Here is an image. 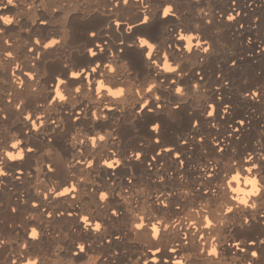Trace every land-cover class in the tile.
<instances>
[{
	"label": "bare ground",
	"instance_id": "obj_1",
	"mask_svg": "<svg viewBox=\"0 0 264 264\" xmlns=\"http://www.w3.org/2000/svg\"><path fill=\"white\" fill-rule=\"evenodd\" d=\"M237 2L240 8L237 7L236 12L243 9L245 15L242 14L236 22L231 23L220 15L227 10L230 0H157L151 9V22L142 25L135 19L134 7L117 12L107 0H44L43 4L41 0H13V5L7 8L4 7L7 0H0V16H9L15 20L11 25H4L0 21V28L5 30L0 33V58L3 56L2 49L7 47L3 43L5 40L9 41L14 56L18 57L11 63L4 60L0 64V110L9 116L6 123L0 122V149L6 147L14 155L23 150L25 157L23 160H7L3 157V150H0V157L6 161L3 171L7 173L0 175V240L7 244L6 248H0V264H9L10 260L20 264L17 256L26 251L30 253V258H38L39 264H91L96 257L103 258L105 254L107 258L103 259V264H142L143 260H148V264H157L147 253L149 248L155 251L154 245L161 249L165 245L175 247L179 254L168 255L172 260H184V264H246L244 255L238 251H222L221 258L217 260L206 252L199 251L200 248L210 251L211 241L205 243L197 239L193 243V238L189 236V242L181 244L177 235L178 231L191 233L196 229H200V234L205 239H209L210 234V230L200 228L198 222L201 215L208 214L201 205L207 208L209 202L197 199L195 202L188 201L185 205L183 197L190 189L181 187L180 179L199 189L204 187L203 173L218 170L220 180H213V187L229 180L233 188L239 186L247 191L251 185H246L245 180L251 179L256 173L246 171L250 165L246 154H262L260 144L264 138V96L256 99L250 94L246 95L245 90L256 92L264 89V55L261 54L264 52V0ZM32 3H35L34 7L27 6ZM168 3L178 9L175 17L171 14L169 18L163 16V8ZM250 4L251 6L245 7ZM121 16V26L116 27L115 21ZM258 16L261 17L259 22L256 19ZM210 18L214 20L211 25L206 23ZM40 19H47L48 23L40 24ZM127 22L134 25L133 30H129ZM110 24L112 27H109ZM239 24L244 27L240 28ZM182 29L188 31L182 33ZM92 31L97 33L95 43L105 49V52L97 53L100 59H95L87 52L88 48H93V38L89 35ZM38 33L41 35H37ZM178 34L194 37L193 53L185 51L183 56L176 57V61L184 67V72L172 74L164 71L163 67L155 66L149 69L147 57L141 54L139 40L151 38L150 43L171 52L165 46ZM36 39H41L42 43H50L52 39L59 40L60 46H56L54 50L40 51L39 46L34 45ZM105 40L107 44L101 43ZM204 41L207 43H203ZM187 43L188 41H184V44ZM209 46L207 53L200 50ZM26 47H35L36 57L31 53L22 55ZM93 51L96 49L93 48ZM234 58L235 65L232 62ZM94 59L95 64L101 65L99 71L106 72L111 77L105 81L108 87L101 89L96 95L85 87L87 81L72 82L70 94L55 79L59 76L60 80L72 81L70 73L81 68L90 69L95 66L92 64ZM169 61L171 63V57ZM117 62L124 65L127 71L113 74L103 66L110 64L116 68ZM17 63L20 68L16 67ZM64 65L68 66V76L63 74ZM171 66L175 67L176 64L171 63ZM30 68L36 80H26L25 86L21 88L19 81L25 80L22 72H29ZM195 74L204 76L205 83L198 90L181 98L178 102L182 107L176 112L168 95L169 81L165 77L176 79L179 83V78L183 76L185 84L181 86L186 89L189 83L195 82ZM86 75L87 73L81 72V76ZM145 78L151 79L161 89L154 91L152 98L160 96L168 104L167 108L150 113L143 112L142 109L134 110L137 102H143L141 95L148 98L147 94L135 93V89ZM90 79L96 84L104 77L93 73ZM218 79L223 84H218ZM76 87L81 88L80 93L74 91ZM108 88L112 91L125 88V95L115 99L108 93ZM50 89L53 91L50 92ZM57 90L69 97L67 102L46 104L45 98L55 95ZM205 102L217 105L219 115L215 119L208 117L206 113L201 115ZM17 104H21L24 116L34 112L33 118L41 117L46 120L47 114L62 125V130L52 132L49 127L37 132L31 129L30 121H25L16 109ZM24 104L29 107L25 108ZM224 105L231 109L230 113L224 112ZM89 109L101 119L97 121L83 115ZM108 109L112 111L109 112ZM170 110L176 112V115L171 116ZM73 112L82 114L83 119L79 122L68 121L67 118ZM197 116L201 117L200 125L193 128L191 124ZM154 120L161 124L158 133L152 130L151 123ZM240 120L245 121L242 126L238 124ZM238 126L241 128L238 139H233L228 132ZM100 135H105V141H99ZM201 135L209 143L200 144ZM90 136L97 137V142L101 145L99 150L91 148L88 140ZM157 136L160 137L163 148L172 150L171 156L155 143ZM217 138L220 139L221 146L226 148L223 154L212 151ZM182 139H188L189 143L185 146ZM17 140L22 143L12 149L11 144ZM79 140L84 141L83 146L77 143ZM85 146L88 151L83 150ZM28 148L34 149L32 154L27 152ZM253 149L256 151L253 152ZM135 152H141L143 161L127 159ZM176 152H180L184 166L176 163ZM154 155L157 160L152 161L154 167H150L148 161ZM46 157L57 161L55 175L46 172L49 162ZM91 157H95L97 162L90 171L86 164ZM106 159L109 163L122 160L117 166L119 170L109 169L104 164ZM225 171L229 173L227 176ZM237 171L239 182L230 180L231 175H235ZM110 172L114 173L111 178ZM162 174L169 180L166 186L159 182ZM174 177L177 179L173 180ZM128 179L132 180L131 186L126 183ZM73 186L75 190L65 195H56ZM112 188L116 189L118 195L111 203L97 201L98 193L95 190H108L111 194ZM169 189L181 198V208L173 209L170 206V209L158 211L161 205L157 197ZM220 191H227L229 197L241 195L222 187ZM45 194L47 199H44ZM247 199L251 204L254 198ZM154 200H157L155 204ZM239 202L237 199L229 206L233 207ZM164 203L169 201L164 200ZM32 204L38 205V209H33ZM12 208L17 211L12 213ZM113 208L122 210L118 221L109 218ZM49 212L52 213L51 216L48 215ZM69 212L71 215H68ZM175 212H179V215H175ZM244 212L256 215L252 209L239 205V211L233 218L234 225L224 234L229 245L239 243L243 246L251 239L264 240V219L257 217L251 221L250 226L241 228V216ZM83 216H88L93 221L91 227H83L85 222L80 219ZM141 217L144 219L141 220ZM149 217H154L153 224L160 229L159 239L151 235L154 230L148 223ZM168 217H171V222L165 230L157 221L167 222ZM97 220L102 224L101 233L93 230ZM135 223H142L146 227L134 229ZM172 224L176 227L173 228ZM34 227L41 239L34 241L32 248L26 250L23 248V244L27 242L26 232ZM229 234L231 239L228 238ZM211 235L216 233L212 232ZM117 236L119 240L115 239ZM75 244H85V253L81 254L80 259L73 255L79 251ZM89 247L91 251L88 250ZM256 247H260L259 243ZM95 264H101V261L95 260ZM257 264H264V250Z\"/></svg>",
	"mask_w": 264,
	"mask_h": 264
},
{
	"label": "snow or ice",
	"instance_id": "obj_2",
	"mask_svg": "<svg viewBox=\"0 0 264 264\" xmlns=\"http://www.w3.org/2000/svg\"><path fill=\"white\" fill-rule=\"evenodd\" d=\"M107 2L109 4H111L112 8H115L117 10V12H120L122 9L123 10H128L129 8L134 7L136 15H135V19L136 21H138L140 24L145 25L151 22V17L153 15L152 13V6L154 4H156L157 0H107ZM44 3V0H41V4ZM9 5H13V0H7V4L4 5L5 8H7ZM28 7H34L35 3L29 4L27 5ZM142 6V7H141ZM250 5H245V7H249ZM239 7L237 0H230V4L227 8V10H225L224 12H222L220 15L223 16L227 21L233 23L236 22L238 17H240L242 14L245 15V12H243V9H241L240 12H236V8ZM240 8V7H239ZM178 9H176L172 3H168L167 5L164 6L163 8V16L165 18H169L170 14L172 17L176 16V11ZM53 11H56V9H53ZM232 13H235L234 15ZM123 19V17L121 16L119 19H117L115 21V25L116 27H120L121 26V20ZM257 21L259 22L261 17L258 16ZM0 21L3 22L4 25H11L15 22L14 18H10V19H4V16H0ZM40 24H44L46 25L48 23L47 19H40L38 21ZM214 22L213 18H210L206 21L207 24L211 25ZM128 24V28L129 30H133L134 29V25L131 22H127ZM109 27H112V25L110 24ZM240 28H243L244 25L243 24H239ZM4 28H0V33H4ZM188 29H182V33L183 32H187ZM37 35H41V34H37ZM93 39H92V44H93V48L96 49V51H93V48H88L87 52L94 57L95 59H100V56L97 54L98 52L103 53L105 52L104 48H101L100 45L95 43V37L97 36V33L95 31L90 32L89 34ZM45 39H47L45 37ZM150 39H140L139 40V47L142 50L141 54L147 57V61H148V67L149 69H152L153 66L160 68L163 67L164 71L166 72H170L172 74H176L177 72L179 73H183L184 72V67L181 66V63L176 61V57L179 56H183L185 54V51L189 54L193 53V45H192V41L194 39L193 36L191 35H184V34H178L174 36V40L170 41L166 44V49H171V52L161 49L160 47L157 46V44H153L150 43ZM184 41H188L187 44H184ZM4 45H6L7 47L2 49L3 52V56L2 58H0V64L3 63L4 60H7L9 63L15 61L16 59H18V57L14 56L13 54V50L11 45L9 44V41L5 40ZM101 43L103 44H107L108 42L105 41H101ZM123 43V41L121 42ZM203 43H207L206 41H204ZM34 45L35 46H39V50L40 51H44V50H54V48L56 46H60V41L59 40H55L52 39L50 41V43H42L41 39H36L34 41ZM198 46V45H197ZM209 47H203L200 50L202 52H209ZM258 48V46L256 47V49ZM255 49V51H256ZM27 53H31L33 57H36V53H37V49L35 47H26L24 49V53H22V55L27 54ZM262 55H264V52L261 53ZM115 55V53L113 54ZM171 57V63H175L176 66L172 67L171 63L169 61V58ZM95 59L92 61V64L95 65L93 67H91L90 69L87 68H81L78 71H72L70 73L71 77L73 78L72 81L66 82L64 80H60L59 76H56L55 79L59 80V83L61 85H63V87L68 90V92L71 94L72 92V88H71V83L72 82H77V83H85V81H87V83L85 84V87H87L89 89V91L93 92V95H96L97 93V88L99 87L100 90L107 88V84L105 83L106 80H110L111 77H109L107 75L106 72H101L99 71L101 65L99 64H95ZM159 61V63H158ZM233 64H236V59H233ZM165 65H167V67H165ZM104 68L107 70V72L113 73V74H120L122 72H126L127 69L124 67V65L120 64L117 62V67L113 68L111 67L110 64H104L103 65ZM186 66V65H185ZM17 68H20V64L17 63L16 64ZM34 67V66H33ZM4 71H7V69H4ZM32 69L30 68L29 72H22V75L25 77V80H20V86L21 88H23L26 84V80L31 79V80H36V77L33 76L31 74ZM81 72H85L87 73L86 76H81ZM95 73L98 76L104 77V79L102 80H98L96 82V84H93L90 77L92 76V74ZM63 74L64 76H68L69 72H68V66L64 65V69H63ZM12 75H15V73H12ZM149 76H151V73H149ZM157 79H159V77H157ZM165 79H167L169 81V92L168 95L171 97L172 101H173V107L176 109V112H178L182 105L180 102H178L181 98L185 97L188 93H192L194 92V90H198L204 83H205V77L204 76H200L198 74L194 75V80L195 82L193 83H189L185 89V87H182L181 85L185 84V79L183 76H181L179 78V83H177L176 79H171L170 77H165ZM218 84H223V81L221 80H217ZM113 87H115V85H113ZM161 89L158 87V85L156 83H153L151 81V79L149 78H145L143 81H141L139 83V86L135 89V93L137 95H141L143 94H147L148 98H144L143 95H141V100L143 101L141 102H137L134 105V110L137 109H142L143 112H153L155 110H163V108H167L168 104L165 103L164 101L161 100L160 96H155V98H152V94L154 91H160ZM50 92L53 91L52 89L49 90ZM74 91L76 93H80L81 92V88L80 87H76L74 89ZM108 93L115 99H119L121 97H123L125 95V88H117L116 91H112L111 88H108ZM245 94L248 95L250 94L252 97L256 98V99H260L262 96H264V89H262L261 91H256L253 92L251 89H246L245 90ZM69 99L68 96H65L61 91H55V95H49L48 97L45 98V103L46 104H52L54 102H59V101H63V102H67V100ZM159 102V103H158ZM9 103H11V101H9ZM23 103V102H21ZM16 109L18 111H20L21 116L23 117V119L25 121H30V127L31 129H34L35 131L39 132L41 130V128H45V129H49L52 132H58L60 130H62V125L57 123L56 120H53L51 118V116H48L46 114V120L44 118L41 117H34V112H29L27 116L23 115V110L21 108V104H17L15 105ZM24 107L27 108L29 107L28 104H24ZM39 110V109H37ZM223 110L225 113H230L231 109L227 106L224 105L223 106ZM109 112L112 111V109H108ZM176 112H172L170 110V115L171 116H175ZM204 113H206V115L208 117H212L213 119H215L218 115V108L217 105L213 104H208L207 102H205L204 105V109H203V113L201 115H203ZM83 115H87L89 117H93L95 118L97 121H99L101 119L100 116L96 115L94 116L93 112L91 111V109L88 110V113L83 114ZM83 115L82 114H77L76 112H73L72 116L68 117V121H81L83 119ZM9 119V116L4 113L2 110H0V122H7ZM200 120L201 117L197 116L194 120V122L191 124V126L193 128H198L200 125ZM245 123L244 120H240L238 122V124L240 126H242ZM152 130L153 132L158 133L161 129V124L157 123L156 120H154L152 123ZM241 131V128L238 126L235 129H232L228 132L229 136H232L233 139H238V135L239 132ZM108 136H111V133L107 134ZM99 141H105V135H100L98 137ZM88 140L90 141V146L92 149H97L99 150V148L101 147V145L98 144L97 142V137L96 136H90L88 137ZM185 146L189 143L188 139H182L181 141ZM22 143V141L17 140L16 143H12L11 144V148L15 149L17 148V145ZM77 143L79 145H84V141L83 140H79L77 141ZM155 143L158 146H161L162 151L163 152H167L169 154V156L172 155V150L171 149H165L163 148L162 144H161V139L159 136H157ZM199 143L200 144H207L209 143V141L206 139L205 136L201 135L199 137ZM3 150V157H6L7 160H12L15 161L16 159H21L23 160L24 157V153L23 150L21 151L22 155L20 156H16L14 155L11 151H8L6 149V147L4 149H0ZM38 150L42 151V149ZM84 151H88V147L85 146ZM34 151L33 148H28L27 152L29 154H32ZM212 151L213 152H219V153H225L226 152V148L224 146H221V141L219 138H217L214 142V144L212 145ZM256 150L253 149V152H255ZM260 152L262 153L261 155H256L253 156L251 153H247V161L250 162L249 167L246 169V171L248 173H253L255 172L256 175L253 176L252 178L255 179L256 184H257V191L255 193H253L250 196V199H252V203L249 204V200H247L246 203L243 202H239V204L230 207L229 205L232 203V201H236V197L231 196L229 197L228 192L224 191L221 192L220 189L221 187L224 189H230L232 192H234V188L232 187V184L229 182V180L227 182L222 183L221 185L217 186V187H213L212 185V181L213 180H220V174L219 171H207L205 173H203V181L202 183L204 184V187H201L199 189H197L195 187L194 184H185L182 179H180L179 183L181 187H185V188H189L190 192L186 193L183 197V203L185 205H187L188 201H193L195 202V200L199 199V200H206L209 202L207 208H205L204 205H201V208H203L205 211L208 212L207 215H201L200 219H199V224H200V228H207L210 230V234H209V239H205L204 235L200 234V229H196L195 232H184V233H180L179 231L177 232V235L180 238V242L181 244H187L189 242V236H191L193 238L192 242L196 243V240H202L205 243H209L210 241L212 242L211 244V250L208 251L206 249L200 248L199 251L201 253H205L208 256H212L215 257L217 260H219L221 258V252H230V251H238L239 253H242L244 255V259L246 261V264H257V261L260 259L261 256V252L262 250H264V240H255V239H251L248 240L244 243V245L242 246L241 244L237 243L235 245H229L227 240L224 239V234L228 233V229L230 227H232L234 225V220L233 218L237 215V212L239 211V205H244L245 208H250L252 209L256 215H252V213L250 212H244L243 215L241 216V223H240V227L241 228H246L247 226H250L251 221H254L257 219V217H260L262 219H264V138H262L261 140V144H260ZM159 155V154H157ZM180 152H176L175 153V161L177 164L184 166V161L182 159H180ZM46 159H48V164L46 166V172L50 175H55L58 165H57V161L53 158H49L46 157ZM127 159L130 160H137V161H143V156L141 154V152H135L133 155L128 156ZM157 160V156L154 155L151 160L148 161V164L150 167H154V165L152 164V161ZM6 161L0 157V175H7L6 172L3 171V165ZM97 161L95 160V157H91L87 160V164L86 167H88V169L91 171L94 167V164ZM122 163V160H116L114 163H109V161L106 159L104 160V164L109 168V169H113L116 168L117 171L119 170L117 166H119ZM207 167V165H206ZM229 168H231V164H229ZM173 171H175V169H173ZM233 171H235V169H233ZM229 173L228 171H225V176H227ZM114 175V173H109V177L111 178ZM131 175V174H130ZM239 175V172L237 171L235 175H231L230 180H235L236 176ZM17 179L19 177H16ZM177 179L176 177L173 178V180ZM159 182L161 184H164L165 186L168 184L169 180L165 175H161L159 177ZM126 183L131 186L132 185V180L128 179L126 181ZM75 190V186H73L72 188H65L64 192H57L56 195L60 196V195H65L66 193H69L71 191ZM49 191H52V189H49ZM125 191H127V189H125ZM96 193H98L97 196V201H107L109 203H111L115 197L118 195L117 191L115 188L111 189V194L109 193L108 190L105 191H99L98 189L95 190ZM47 195L45 194L44 199H47ZM157 200L159 201L161 207L159 209H157L158 211H163L166 209H180L181 208V198L174 195V193L169 189L167 190V192H161L160 196L157 197ZM157 200H154L153 203L155 204L157 202ZM164 200H168L169 203H164ZM33 209H38V205L36 204H32L31 206ZM17 211L16 208H12L11 212L15 213ZM121 211L119 209H115L113 208L110 211V219L112 220H120L121 219ZM175 215H179V212H175ZM49 216L52 215L51 212L48 213ZM68 215H71V213L69 212ZM211 217V218H209ZM80 219H82L85 223L83 225L84 228H89L91 227L93 221L89 219L88 216H83L80 217ZM144 218L141 217V220H143ZM153 219L154 217H149L148 223L152 226L153 228V232L151 235L155 236L157 239L160 238V229L156 228V225L153 224ZM184 219H187V217H185ZM213 221H215V223H213ZM158 223L162 224L164 229L167 230L169 223L171 222V217L167 218V222H165L164 220H159L157 221ZM195 224V222H194ZM194 224L192 225L194 227ZM173 228L176 227L175 224L171 225ZM134 229H144L146 226L142 223H135L134 224ZM181 227H183V225H181ZM95 232L97 233H101L102 232V224L99 222V220H97L94 224V229ZM212 232H215L216 235H211ZM219 236V239H218ZM26 237H27V242L23 244V248L26 250H30L32 248V244L34 241H39L41 239L40 233L37 231V228H32L30 230V232H26ZM103 237L101 236V239ZM228 238L231 239V235H228ZM116 240H119L120 238L117 236L115 237ZM86 243V242H85ZM109 245L111 244V241L108 242ZM259 243L260 247L257 248L256 245ZM220 245H223V248H220ZM249 245H251V247H249ZM79 251L77 253H73V255H75L77 257V259L82 258L81 254L85 253V244H75L74 245ZM7 244L6 241L4 240H0V248H6ZM197 247H199L197 245ZM155 251L153 252L152 248L147 249V253L150 254L156 261L157 264H169V261H171V264H184V260H172L171 256L168 255L169 253H177V249L175 247H168L167 245H165L164 249H161L160 247H157L154 245ZM89 251H91V247L88 248ZM185 251H187V249H185ZM115 255H119V253H115ZM107 258V254L104 255V257H96L91 264H95V260H100L101 264H103V259ZM17 259L20 261V264H39V260L37 259H32L30 258V253L28 251L26 252H21L18 256ZM225 260H227V257L225 256ZM9 264H16V261H9ZM142 264H148V260H143Z\"/></svg>",
	"mask_w": 264,
	"mask_h": 264
},
{
	"label": "clouds",
	"instance_id": "obj_3",
	"mask_svg": "<svg viewBox=\"0 0 264 264\" xmlns=\"http://www.w3.org/2000/svg\"><path fill=\"white\" fill-rule=\"evenodd\" d=\"M4 19H10L9 16H4ZM165 67H167V65H165ZM100 88H97V93H99ZM94 116H95V112H93ZM22 155V153H17L16 156H20ZM239 175L236 176L235 180L237 182H239ZM245 184L246 185H251V188L247 191H245L244 188H240L239 186H237L236 188H234V192L236 193H240L241 195H237L236 199H238L240 202L246 203L247 202V198L250 197L253 193H255L257 191V184L254 178H246L245 180ZM15 262V260H13Z\"/></svg>",
	"mask_w": 264,
	"mask_h": 264
},
{
	"label": "rangeland",
	"instance_id": "obj_4",
	"mask_svg": "<svg viewBox=\"0 0 264 264\" xmlns=\"http://www.w3.org/2000/svg\"><path fill=\"white\" fill-rule=\"evenodd\" d=\"M260 114H261V112H260ZM259 113H258V115H260Z\"/></svg>",
	"mask_w": 264,
	"mask_h": 264
}]
</instances>
